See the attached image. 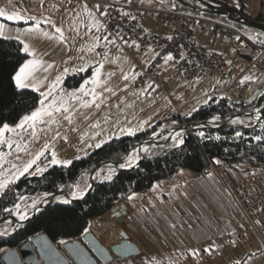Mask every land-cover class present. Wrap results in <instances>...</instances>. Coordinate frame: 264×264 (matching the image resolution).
<instances>
[{
    "label": "rangeland",
    "instance_id": "rangeland-1",
    "mask_svg": "<svg viewBox=\"0 0 264 264\" xmlns=\"http://www.w3.org/2000/svg\"><path fill=\"white\" fill-rule=\"evenodd\" d=\"M17 1L19 2V0ZM23 1L24 3L26 2V0ZM228 1L231 4L241 1L247 8L250 7V13L257 14L262 12L264 15V0ZM27 3L30 6L29 8L17 3V12L21 11L22 16L34 17L35 20H39V32L24 31L35 23L31 19L22 20L24 22L22 25H14L11 22L2 21L0 23H4L7 27L5 34L7 38L4 39H15L20 42L22 52L27 55L26 61L36 58L42 62L33 73L35 80L43 81V84L36 92L39 95L41 92H46L48 85L57 76L61 77V82L57 88L58 94L79 89L85 80L92 77L93 71L99 67L102 61L103 67L101 68L100 79L106 81V83L96 89L100 94V99L103 100L99 109L94 105L89 108H80L78 102L70 101L72 106L71 123L65 120L63 115L57 114L58 123L37 125L38 138L31 136V129L26 132H20L18 130L17 133H6V138L28 145L27 152L18 154L20 157L19 160L16 159L17 153L14 151L15 145L13 146L12 155L8 159L15 162L18 166H22L37 152L41 151L45 144L49 145V149L38 162L41 167H44L50 161L53 151L61 161H72L86 156L92 149L96 148L95 145L97 143L101 141L104 143L111 138L125 135L120 132L121 128H137L142 124V130L136 131L141 132L151 128L160 121L161 123L158 129L154 132L159 133L162 129H173L180 125H185L168 118L174 112V102L181 104L184 100L200 97L194 101H190L192 102L190 105H185L180 110V112H191L193 109L205 103L208 99L207 96L211 95V93L216 92L217 94V92L224 91L228 87L227 81L224 83L225 86L221 84L223 78L217 74H201L192 81L185 82V76L173 68L164 71L162 74L159 73L154 80L142 82L138 87H135L134 80L139 71L135 66L138 65L139 68L146 66L147 58L152 53L151 49L141 50L137 46H134L136 47L135 49H131L128 46V52L130 51L132 53L134 51L131 57L128 55V52L120 50L117 52V55L114 56V54H111L106 59L100 60L94 52L95 49L92 51L88 50L95 44L89 37L90 17L80 3H71L69 0H27ZM73 4L77 5L73 6ZM57 27L63 31L64 40L58 38L59 33L55 31ZM244 31L245 33H249L247 30ZM42 33H48V35L45 36ZM202 41L211 44L210 49L221 54L228 63H231L234 59L240 60L236 71L235 83H240L245 76H253V80L243 84L242 89L238 88L240 92L245 93L243 98L251 96L253 89L260 83V79H264V71L259 69L254 72L240 71L243 66V61L240 58L243 55H248L245 42L236 36L223 35L217 37L214 34H205ZM24 44L29 46V50L35 54L34 57L23 51ZM49 64L52 65L51 68L47 67ZM81 68L84 70L81 71ZM65 69L68 71L65 72ZM109 73L112 75H108ZM125 75L128 76V79H124ZM72 76H74V79L66 82ZM29 83H31V78ZM162 83L164 85L161 87ZM190 86L193 89H190ZM88 87L91 88L92 85H88ZM105 87L110 88L112 91H104ZM27 89L32 88L30 86ZM225 97L227 98V96ZM82 99L90 100L91 97L82 96ZM97 102H99V99ZM160 105L164 106L161 110L158 109ZM240 120L243 121V123H239L241 125H249L250 123V120L247 118H241ZM16 124L9 126L14 127ZM93 124H97L98 127L93 128ZM143 147L149 148L148 146ZM0 151L7 153L10 150L7 146H0ZM108 166L105 165L102 168L105 171L104 174L100 173V170L98 171L97 178H102L107 174ZM5 167H9V165H5ZM33 171H35V166L30 170V172ZM7 189L4 193L7 192ZM4 193H0V196ZM137 196L140 195L138 194ZM34 200L39 201L38 197ZM22 202V200L17 202L20 203L22 211H25L32 205V202L28 203V205H24ZM122 221L126 222L128 219L125 220V217L122 216L120 227L123 226ZM93 223L96 226L98 225L94 221ZM93 223L91 224L90 220V226L88 224L86 230H92ZM111 225L118 226V221L117 223L114 222L102 226L109 227ZM108 227H101L98 231L94 232L104 242V237L107 232H100ZM5 231L6 228H2L0 233ZM68 240H79V238L73 237ZM98 264L103 263L98 262Z\"/></svg>",
    "mask_w": 264,
    "mask_h": 264
},
{
    "label": "trees",
    "instance_id": "trees-1",
    "mask_svg": "<svg viewBox=\"0 0 264 264\" xmlns=\"http://www.w3.org/2000/svg\"><path fill=\"white\" fill-rule=\"evenodd\" d=\"M173 1L183 13L198 12L192 6L193 0H185V3ZM209 1L232 7L254 20L264 22L262 12L250 13L241 1L235 4H231L228 0ZM206 13L243 31L247 30L248 34L256 35L264 42V33L232 23L225 16ZM26 59L27 55L22 52L19 41L0 38V125L4 123L14 125L38 106L40 95L32 89L18 90L12 79ZM256 70L258 68H250L248 71ZM71 79H74V76L69 77L66 82ZM263 87L264 83L260 89ZM221 92L223 91L207 96V102L195 108V111L173 112L168 117L180 124H201L209 122L213 116H219L220 119L213 122L216 124L215 127L201 126L191 133H185L183 144L180 146H175V142H167L152 147L134 168L115 171L111 180L97 179L92 191L82 199L80 195L71 202L48 204L24 225L1 223L0 230L6 228V231L0 234V251L12 248L30 236L40 234H45L54 243L61 239L76 237L87 229L91 219L107 213L133 193L139 195L147 193L155 183L171 178L180 169L202 175L219 166H230L245 173H264V130L260 126L246 124L238 127L221 125L222 119L229 118L236 112H252L251 103L233 104L220 94ZM160 123L158 121L151 128L136 132L134 135L125 134L111 138L99 148L92 149L86 156L72 160L66 167L53 165L40 175L21 176L12 184V194L5 192L0 196V218L11 214L4 212V209H13L21 196L25 197L22 204L28 205L35 198L46 193L52 194L58 191L68 194L81 193L82 189L85 192L92 169L100 163H116L124 160L131 150L158 129ZM200 132L204 133L203 137L198 135ZM236 132L242 135L237 137ZM256 136H260L261 140H256L254 138ZM100 173L104 174L105 171L101 168ZM101 227L108 226H100L92 231H98ZM109 227L115 232L118 229L116 225Z\"/></svg>",
    "mask_w": 264,
    "mask_h": 264
},
{
    "label": "crops",
    "instance_id": "crops-1",
    "mask_svg": "<svg viewBox=\"0 0 264 264\" xmlns=\"http://www.w3.org/2000/svg\"><path fill=\"white\" fill-rule=\"evenodd\" d=\"M69 1L80 3L98 20L96 14L80 0ZM154 1L142 0L141 6L143 9L151 8L155 4ZM17 3L30 7L27 0L25 3L23 0H0V9L9 13L17 11ZM19 13L21 14V11ZM138 21L150 32L161 33L168 30L167 24L158 16L148 18L145 11ZM11 23L22 25L24 22L21 20ZM193 29L203 46L217 53L210 49L211 44L202 41L205 34L197 27ZM89 37L96 45L91 34ZM128 46L131 49L136 48L126 45L124 50L114 49L112 54L115 56L120 50L128 52ZM128 54L133 55L134 51H129ZM154 56L152 50L146 66ZM245 56L248 55L240 58L243 61L240 70L242 72L247 68ZM235 60L238 59L233 61ZM170 68L175 69L169 60L159 63L157 75ZM224 83L223 78L221 84L225 86ZM263 83L264 79H260L255 89H260ZM198 98L200 97L186 101L180 99L182 107L190 105V101ZM175 104L177 103H173V108ZM163 107L160 105L158 109ZM244 174L241 169L230 166H219L202 175L180 169L171 178L155 183L147 193L140 196L131 194V198L128 197L124 202V217L125 220L128 219L124 222L145 252L129 259L114 258L108 264H264V245L258 235L250 229V222L237 201L238 188ZM122 216L118 212L117 217L121 218L118 228ZM103 232H107L105 243L115 238L116 232L113 228L108 227L100 233ZM206 248L209 251H205ZM194 252L198 254L194 255Z\"/></svg>",
    "mask_w": 264,
    "mask_h": 264
},
{
    "label": "built area",
    "instance_id": "built-area-1",
    "mask_svg": "<svg viewBox=\"0 0 264 264\" xmlns=\"http://www.w3.org/2000/svg\"><path fill=\"white\" fill-rule=\"evenodd\" d=\"M80 1L88 9L93 11L98 17L99 22L104 25V28L100 31H96L93 28L90 32L91 37L94 39V36L102 37L103 35H107L110 40L114 41L112 44H106L103 39L100 40L98 46H96L95 49V53L100 60L105 58L98 53L107 52L108 57L112 54L114 49L124 50L126 45L137 46L141 50L152 49L154 51L155 56L146 67L139 68L138 65L135 66L137 69H139L134 80L135 87H138L142 82L154 80L157 76L159 63L164 61L167 55L171 54L173 59L169 61L174 65V68L177 72L182 73L185 76V82H190L201 74H217L224 78L228 83V87L222 92V94L227 96V98L233 104L243 103L244 101L246 102L247 98L242 97L240 101L235 102L228 96V93L231 91L237 90L240 92L238 88L243 86L241 83H235L239 60L228 63L222 55L207 50L196 37L193 29L194 27H197L202 34H214L217 37L230 35L236 36L240 40H243L245 42V48L249 56L246 61L247 68L244 70V72L248 71L250 68H258L259 70L264 71V42H262L258 36L245 33V31L239 29L235 25L210 17L206 13L208 12V9L201 2L195 0L192 1V6L198 10L197 13H183L179 10V6L174 3L173 0H155L154 6L148 9L142 8V0ZM97 5L101 6L99 11H97ZM105 7H107L108 15L99 16L100 11H103ZM248 9H250V7H248ZM143 11L146 12L148 18L158 16L163 22L167 24L168 30L161 33H155L146 30V28L138 21V18L142 15ZM124 13H127L128 15H124ZM128 55L131 57L130 54ZM163 85L164 84H161V87ZM190 89H193V87L190 86ZM215 94L216 92L211 93V95ZM239 95L244 96L245 93ZM182 105L183 104H175L174 112L178 113ZM233 119L228 120L225 126L238 127L241 125L239 123H231ZM183 124L186 125V123ZM185 125H180L185 127V129L181 131L175 130V128L162 129L155 137L153 134L149 137L152 138L156 143L148 144L144 142V140V143L140 145V147L137 145L134 149L139 150L143 146H148L149 151L156 145L165 144L167 142H175L172 139V136H174V133L177 132L181 133V136L178 137V139L183 140L185 133H191L192 130L201 127L200 124ZM204 126L207 128H212L215 127L216 124L213 122H206ZM167 130L169 131L168 133H162ZM172 130L173 132L170 133ZM163 137H167V139ZM132 151L133 150L130 152ZM145 153L146 152L139 151V158L132 165L136 164V162L139 161ZM124 161L125 158L121 161V163H124ZM108 165L111 164H107V166ZM115 171H117L116 168ZM103 177L97 179H104ZM6 193H13L12 185L9 186ZM79 196V193L77 196H73V193L68 194L69 198L77 199ZM49 197H51V194L38 197L39 201L36 207L30 206L27 208L25 210L27 213L26 215H30L33 211L38 213L40 210H38L37 206L39 204L45 205L48 202ZM61 201L71 202L63 195H56L52 197L53 203ZM237 201L242 212L247 216L250 222V229L258 235L264 245V173L244 174V179L238 188ZM244 234H246V232H244ZM31 237L32 236L28 238Z\"/></svg>",
    "mask_w": 264,
    "mask_h": 264
},
{
    "label": "snow or ice",
    "instance_id": "snow-or-ice-1",
    "mask_svg": "<svg viewBox=\"0 0 264 264\" xmlns=\"http://www.w3.org/2000/svg\"><path fill=\"white\" fill-rule=\"evenodd\" d=\"M97 11L100 10V5H97ZM87 15L90 17V24L89 29H95L96 31H100L104 28V25L100 23L98 20L95 19V16L92 12H89L87 9H85ZM101 16L108 15L107 7L104 8L103 11H100ZM124 15H128L127 13H124ZM34 20L35 23L25 29L26 32H39V20H35L34 17H24L19 12L13 11L11 13L5 11L4 9H0V20H5L8 22H17L21 20ZM55 31L59 33V39L64 40V34L63 31L60 28H56ZM7 32V27L4 23H0V38H7L5 35ZM43 35L47 36L48 33H42ZM18 38V37H17ZM94 39L97 41L96 45H93L91 48H89V51H92L95 49L96 46H98L101 39L106 44H112L114 43L113 40H110L107 35L101 36H94ZM23 43V41H21ZM23 51L28 53L30 56H35L33 52L29 50V46L27 44H24ZM99 55H102L105 59L107 58V52L104 53H98ZM173 59L172 55L169 54L165 57V61ZM41 61L39 59L33 58L31 60L26 61L13 75L12 79L15 83L16 88L24 89L31 86V88L34 91H38L39 87L43 84V81L35 80L33 77V73L35 69L41 65ZM48 68H51L52 65H47ZM103 67V61L100 63L99 67H97L92 74V77L88 80H85L81 85L79 89H75L72 92L68 93H57V88L61 82V77L57 76L56 79L51 82L48 85V90L46 92H41L40 97L41 99L38 101L39 106L36 107L34 110L30 112V114H26L23 117H21L20 121L14 126L11 127L7 123H4L3 125H0V146H7V148L10 150L9 152L5 153L3 151H0V193H4V191L9 187V185L14 184L16 180H18L21 176H24L25 174L30 175H39L47 171V168L52 165H62V166H68L71 164L70 160H59L57 158L56 153L53 151L51 153V159L48 161L47 164H45L44 167L39 166L38 162L40 161L41 157L45 155V152L49 149V145L45 144L44 148L37 152L31 159H29L26 163H24L22 166H18L15 162L12 160H9L8 157L12 155L13 146L14 151L17 153L16 159L19 160V153L21 152H27L28 145L26 143L16 142L11 140L10 138H6V133H17L18 130L20 132H26L29 129H31V136L34 138L37 137V125L38 124H54L58 123L57 120V114L63 115V118L67 120L69 123L72 122V115L71 110L72 106L70 104V101H75L79 103L80 108H89L93 105L99 109L101 104L103 103V100L100 99V94L96 91L98 87H101L106 83V81L100 79V72L101 68ZM81 71L84 69L81 68ZM65 72L68 70L65 69ZM108 75H112L109 73ZM31 78V83H29ZM124 79H128V76L125 75ZM253 80V76H245L242 78L240 83L243 85L248 81ZM88 85H92L91 88L88 87ZM150 87V86H149ZM104 91L111 92L112 90L110 88L105 87ZM114 94V93H113ZM82 96H90V100H84L82 99ZM99 99V102H97ZM207 101H205L206 103ZM195 111V109H193ZM259 111V110H257ZM219 116H213L209 123H212L214 121L219 120ZM259 119V116L257 117ZM231 123H243L240 118L233 119ZM93 128L98 127L97 124L92 125ZM143 125L141 124L137 128H121L120 132L127 135H134L136 131L142 130ZM261 129L264 130V124L260 125ZM57 135H59L57 133ZM158 135L157 133H153V136L155 137ZM201 137H203L204 133L200 132L198 133ZM242 134L240 132H236L235 136L239 137ZM181 136L180 132L175 133L174 136H172V139L175 141V146H179L183 143L182 139H178V137ZM167 139V137H163ZM219 138V137H217ZM256 140H261L260 136L254 137ZM100 143H97L95 147L99 148L101 146ZM143 151L147 152L148 149L145 147H141L139 150L133 149L132 152L128 153V155L125 157L124 163H121L118 165L119 168H125V167H131L132 164L139 158L138 152ZM5 165H9V167H5ZM35 166V171L30 172L31 169ZM115 172V168L111 165L108 166V172L103 177L105 180H111L113 177V174ZM83 189L81 190L80 195H82ZM45 195H48L47 193ZM78 193L73 192V196H77ZM131 198V197H129ZM20 200H24L25 197L21 196L19 197ZM67 203L68 201H64ZM38 201L33 200L31 207H36ZM6 212H10L12 215L18 216L21 221L27 219V215L25 211L21 210L20 203H16L14 205V209H4ZM2 234V233H0ZM205 251H209V249H205ZM194 255L198 253H193ZM239 264V262H237Z\"/></svg>",
    "mask_w": 264,
    "mask_h": 264
},
{
    "label": "water",
    "instance_id": "water-1",
    "mask_svg": "<svg viewBox=\"0 0 264 264\" xmlns=\"http://www.w3.org/2000/svg\"><path fill=\"white\" fill-rule=\"evenodd\" d=\"M178 3H185V0H176ZM204 4L211 14L225 16L226 19L237 25H241L246 28H254L264 33V22L254 20L247 15L240 13L232 7L224 5H217L209 0H195ZM246 59L249 56H245ZM247 103H251L252 112L241 113L236 112L232 114L228 119L221 121V125L225 126L228 120L233 118H247L250 120L249 125L259 127L264 124V87L262 89L253 90L251 96L246 99ZM233 107V106H232ZM259 110V111H257ZM259 116V119L257 117ZM206 122L201 123L204 126ZM197 125V124H189ZM198 127V126H197ZM205 127V126H204ZM184 126H179L175 130H184ZM164 131L162 133H168ZM170 131V133H172ZM144 142L148 144L156 143L152 138H148ZM144 142L138 145H142ZM143 159L140 158L136 164L128 168H119L118 165L121 161L116 163H100L89 174V184L85 192H83L81 199L86 197L93 189L97 181V173L107 164L113 165L117 170H128L137 166V164ZM56 195H63L68 198L69 201L76 200L75 198H69L68 194L63 191H58L51 194L48 202L43 205L37 206L38 210H41L46 205L53 203L52 197ZM125 205L120 202L113 206L108 212H115L118 210L119 214L125 215ZM37 213L33 211L27 216V219L21 221L15 218V215L8 214L0 218L1 223H14L18 225H24L30 219H32ZM123 226L119 227L115 233V238L103 244L92 230H85L82 234L76 236L80 237V240H68L61 239L54 243L45 234H40L27 238L20 242L16 246L0 251V264H98V262L107 264L112 259H129L137 257L145 252L141 244L133 237L131 230L126 223L122 221Z\"/></svg>",
    "mask_w": 264,
    "mask_h": 264
},
{
    "label": "bare ground",
    "instance_id": "bare-ground-1",
    "mask_svg": "<svg viewBox=\"0 0 264 264\" xmlns=\"http://www.w3.org/2000/svg\"><path fill=\"white\" fill-rule=\"evenodd\" d=\"M235 92V93H234ZM239 94H243V92H239V91H237V90H235V91H231V92H229L228 93V96H229V98H231L233 101H235V102H238V101H240L241 99L240 98H242L243 96H240ZM110 213V214H109ZM113 214V215H112ZM118 216V210L117 211H115V212H108V213H105V214H103V215H101V216H98V217H95V218H93V219H91V224L93 223V221L96 223V224H98L97 226L94 224V226H93V229H95V228H97V227H100V226H102V225H105V224H110V223H114V222H116L117 223V221H119V218L120 217H117ZM15 218H17V219H19V217L18 216H16ZM121 219V218H120ZM89 226H90V224H89ZM101 240V239H100ZM102 241V240H101ZM102 243L104 244L105 242L104 241H102Z\"/></svg>",
    "mask_w": 264,
    "mask_h": 264
},
{
    "label": "flooded vegetation",
    "instance_id": "flooded-vegetation-1",
    "mask_svg": "<svg viewBox=\"0 0 264 264\" xmlns=\"http://www.w3.org/2000/svg\"><path fill=\"white\" fill-rule=\"evenodd\" d=\"M79 238V240H80V237H78Z\"/></svg>",
    "mask_w": 264,
    "mask_h": 264
}]
</instances>
